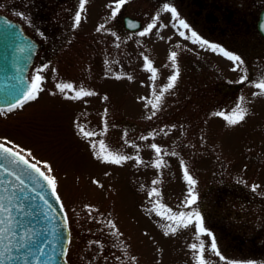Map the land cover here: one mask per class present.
I'll return each instance as SVG.
<instances>
[{"label":"rangeland","instance_id":"374dc122","mask_svg":"<svg viewBox=\"0 0 264 264\" xmlns=\"http://www.w3.org/2000/svg\"><path fill=\"white\" fill-rule=\"evenodd\" d=\"M116 2L87 0L81 10V0H0V13L45 44L30 76H42V90L0 110V140L50 167L70 221L68 264H197L199 242L209 264H264V95H254L264 80V0H128L113 17ZM165 4L243 65L181 37L190 31ZM126 15L142 28L128 30ZM62 83L73 88L61 93ZM81 88L93 95L72 99ZM238 104L247 115L230 125ZM114 156L128 159L108 162ZM190 190L223 260L207 250L210 237L194 227L172 233L157 214L189 211Z\"/></svg>","mask_w":264,"mask_h":264},{"label":"snow or ice","instance_id":"6c2138e0","mask_svg":"<svg viewBox=\"0 0 264 264\" xmlns=\"http://www.w3.org/2000/svg\"><path fill=\"white\" fill-rule=\"evenodd\" d=\"M87 0H81L80 9L83 10L85 3ZM128 2V0H117V2L114 5L112 16L115 17L121 7L125 5ZM164 10L171 14L173 20H178L179 27L183 29H187L190 31V36H186L185 31H180L179 35L181 37H185L186 39H191L193 43H198L202 46H207L210 48L213 52L219 51L222 53L225 57H227L229 60L236 62L237 67H240L243 65V60L240 56L235 55L229 51H226L219 45H216L214 43H209L207 40L202 39L195 31L190 30V26L183 20L179 19L178 13L176 12V9L174 7H170L168 4L164 5ZM159 17L153 18L152 22L148 23L144 30L139 33V35L144 36L152 31V29L156 28V20ZM81 20V15L78 12L75 16V22L79 24ZM103 27V26H101ZM177 53L172 52L170 59L173 62V64L176 61ZM147 60V57H145ZM148 70L153 73V79L155 78V69L152 68L151 61H148L147 64ZM233 70H236L235 68ZM178 72L174 75H172L169 78V83L167 85V88H172L174 86V83L177 79ZM42 76L38 73L34 79L32 80V83L29 87V89L23 94V98L19 100L17 103L11 104L8 107V111L11 112L14 108L21 107L23 103L31 100H35L37 98L38 93L42 90L40 85L42 83ZM254 87H256L259 91L254 93V95H264V80H261L254 84ZM58 90L61 93H64L66 90H70L73 88L72 84L68 83H62L57 85ZM93 95L92 92L86 91L83 88H81L79 91L75 93L72 99H79L83 96H90ZM242 99V98H241ZM160 100V96L156 97V104H153V107L158 106V102ZM149 103H152L149 101ZM216 115H223V113H216ZM247 115V110L242 106V104H238L236 109L232 112L230 116H226V120L230 125H234L242 121L245 116ZM80 131L86 136L90 137L93 135V133L84 131L83 128L80 129ZM6 143H0V157H4L5 159L10 158V163L12 164H23L26 166V170L30 169L31 171L38 173L40 177L43 178L44 181H46V185H42V187L46 186L49 187L52 191V195L55 196V200L59 201V196L55 195V178L51 177L50 175L46 174V171L41 170L40 167L37 166L36 163H30L29 160L21 154V151H14L12 147L6 146ZM93 147H96V145H93ZM153 149H155L156 153L159 154L161 149L157 147L156 145H151ZM101 148H103V142L101 141ZM104 159L107 160V157H104ZM128 159V157L125 156H114L112 160L108 161L111 163L119 164L123 160ZM155 166L157 168L161 167V161L158 159L155 163ZM0 169L3 170V172L8 173L11 177L15 179V181L18 182V185H23L24 180L21 179L20 175H17L15 171H10L8 167H5L3 164H0ZM50 167L47 168V172H50ZM184 175L189 185H195L196 181L188 174L187 168L184 169ZM4 182L0 181V185H3ZM9 183H11L9 181ZM257 186H253V190H255ZM21 191L23 189L21 188ZM150 195H159L155 188L152 189V192ZM43 199V197H41ZM19 199L16 195L15 187L9 188V187H2L0 188V264H6V262L14 261V260H24L28 261L29 257H32L34 260L41 261L45 254L47 253V249L44 247H35L34 249L30 246V242L33 240V236L30 235L27 231L20 232L18 231L19 228V220L17 217L13 214L14 210L18 211L23 208V204L16 203V201ZM198 200V196L193 192L189 191L188 197L184 201V207L190 209L189 211H179V212H172L171 209H167L164 213H157L158 215H161V217L166 220L167 228L170 229L172 233H175L180 228H188V227H194L195 232L197 236L200 235H206L211 238L210 245L208 246V251L217 257L219 259L223 260L224 257L220 254L215 237L213 234L205 229L204 222H203V216L201 212L198 209H193L192 206L196 204ZM63 205L61 204V208ZM66 220V217H65ZM112 227H115L114 225ZM192 250L194 253H196V259L197 264H209V262L205 258V243L199 242L193 243L191 245ZM66 248H61V255H64L66 253ZM134 259V258H133Z\"/></svg>","mask_w":264,"mask_h":264},{"label":"water","instance_id":"95a60500","mask_svg":"<svg viewBox=\"0 0 264 264\" xmlns=\"http://www.w3.org/2000/svg\"><path fill=\"white\" fill-rule=\"evenodd\" d=\"M125 25L131 30H137L142 26V21L127 15ZM257 26L264 35V8L261 10ZM38 47L39 44L26 34L21 23L0 14V108H8L9 105L17 103L29 89L31 85L29 70ZM13 150L17 151L14 148ZM29 162L35 163L31 160ZM0 164L8 167L10 171H15L24 180L23 185H18L13 177L0 169V181L4 182L0 188L15 187L16 195L19 197L16 203L23 204L22 209L13 212L20 222L18 231H27L33 236L30 242L33 249L37 246L47 249L41 261L29 257L28 261L14 260L6 264H68L71 229L67 211L56 186L55 195L59 196V201L55 200L49 187H42L47 182L38 173L26 170L23 164L10 163V158L0 157ZM37 166L40 167L38 164ZM62 247L67 249L64 255L60 254Z\"/></svg>","mask_w":264,"mask_h":264},{"label":"flooded vegetation","instance_id":"af4514ba","mask_svg":"<svg viewBox=\"0 0 264 264\" xmlns=\"http://www.w3.org/2000/svg\"><path fill=\"white\" fill-rule=\"evenodd\" d=\"M29 34H30V33H29ZM32 36L38 41V39H37L34 35H32ZM39 43H40V47H39V49L37 50V53H36V57H35L34 63H35L37 57L39 56V52L42 50V48H43L44 45H45V44H42L40 41H39ZM33 65H34V64H33Z\"/></svg>","mask_w":264,"mask_h":264}]
</instances>
